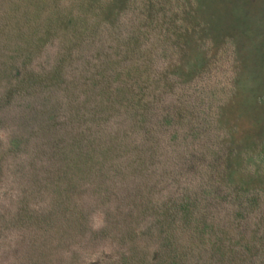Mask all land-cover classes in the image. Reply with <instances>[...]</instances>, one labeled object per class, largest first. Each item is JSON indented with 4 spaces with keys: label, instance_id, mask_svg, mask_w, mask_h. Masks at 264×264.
<instances>
[{
    "label": "trees",
    "instance_id": "16d2710c",
    "mask_svg": "<svg viewBox=\"0 0 264 264\" xmlns=\"http://www.w3.org/2000/svg\"><path fill=\"white\" fill-rule=\"evenodd\" d=\"M196 3L0 0V264H264L234 24Z\"/></svg>",
    "mask_w": 264,
    "mask_h": 264
},
{
    "label": "rangeland",
    "instance_id": "374dc122",
    "mask_svg": "<svg viewBox=\"0 0 264 264\" xmlns=\"http://www.w3.org/2000/svg\"><path fill=\"white\" fill-rule=\"evenodd\" d=\"M222 1L196 0L197 10L209 27L234 24L226 30L237 65V105L229 117L243 145L251 147L264 142V0Z\"/></svg>",
    "mask_w": 264,
    "mask_h": 264
}]
</instances>
